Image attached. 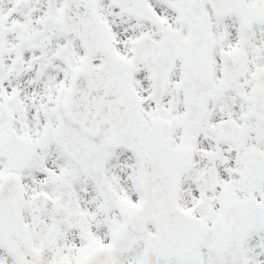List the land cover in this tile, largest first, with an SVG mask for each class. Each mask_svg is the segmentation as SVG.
Wrapping results in <instances>:
<instances>
[{"label":"snow or ice","instance_id":"obj_1","mask_svg":"<svg viewBox=\"0 0 264 264\" xmlns=\"http://www.w3.org/2000/svg\"><path fill=\"white\" fill-rule=\"evenodd\" d=\"M0 264H264V0H0Z\"/></svg>","mask_w":264,"mask_h":264}]
</instances>
